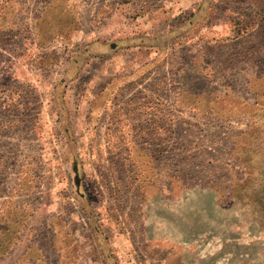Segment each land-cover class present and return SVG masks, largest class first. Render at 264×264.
<instances>
[{
    "label": "rangeland",
    "instance_id": "374dc122",
    "mask_svg": "<svg viewBox=\"0 0 264 264\" xmlns=\"http://www.w3.org/2000/svg\"><path fill=\"white\" fill-rule=\"evenodd\" d=\"M0 264H264V0H0Z\"/></svg>",
    "mask_w": 264,
    "mask_h": 264
},
{
    "label": "crops",
    "instance_id": "0c3cea01",
    "mask_svg": "<svg viewBox=\"0 0 264 264\" xmlns=\"http://www.w3.org/2000/svg\"><path fill=\"white\" fill-rule=\"evenodd\" d=\"M131 22L132 20H128V22ZM127 25H129V24H127ZM117 27H119L120 28V26H117ZM108 28V27H107ZM131 28V27H130ZM121 32V35H120V37L118 36V37H114V38H111V39H106V41H102V42H109L110 44H111V42H113L114 41V39H115V42H116V39H118V40H120V41H124V40H132L134 37H130L131 35H125V34H123V31H120ZM130 34V33H129ZM128 46H130V48L132 47V45H128ZM113 48H114V50H113V53L112 54H109L108 55V57H110V56H112L113 54H115V52L116 51H118L120 48H126L127 46H119V47H115V46H112ZM123 52V51H122ZM128 54H131L132 55V49L130 50V52H128ZM121 58H125V57H123V55H121L120 54V57L118 56V54H116V56H115V61H118V62H120V59ZM121 63V62H120Z\"/></svg>",
    "mask_w": 264,
    "mask_h": 264
}]
</instances>
